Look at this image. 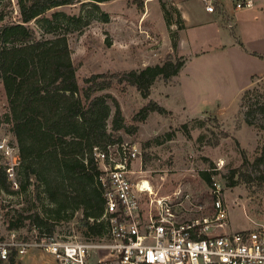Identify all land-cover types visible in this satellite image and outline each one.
Segmentation results:
<instances>
[{
    "label": "rangeland",
    "instance_id": "rangeland-1",
    "mask_svg": "<svg viewBox=\"0 0 264 264\" xmlns=\"http://www.w3.org/2000/svg\"><path fill=\"white\" fill-rule=\"evenodd\" d=\"M1 1L0 10L7 13L8 1ZM85 1L88 0H75L47 13L60 10L82 14L90 21L82 28L70 26L73 29L66 34L81 87L85 86V78L95 73L141 69L163 63L169 55L186 59L178 75L170 80L158 78L147 97L135 85L118 81L98 93L110 94L120 104L126 128L114 134L139 146L141 154L133 164L134 170L143 169L144 176L161 192L182 183L193 192L206 195L210 185L202 178V171H215L212 177L223 183V174L234 169L238 172L245 163L238 172L241 182L225 187L229 229L251 230L264 226V183L251 180L264 168L263 164L255 163L257 157L264 155V127L260 126L262 118L258 112L249 117L247 114L255 107L253 103L264 99V40L254 42L253 31L242 32L240 27L236 37L230 15L221 17L219 27L216 18L219 8L215 2H211L214 11L209 12L204 0H156L154 14L148 19L140 14L148 0L103 2L100 3L103 10H113L110 21L103 22L96 18L98 12L82 3ZM160 1L166 6L164 17L160 8L155 7ZM238 1L232 0V7ZM11 2L15 16L16 0ZM175 5H181L186 13V31L181 29L184 21L179 18ZM254 7L257 6L251 8ZM240 10L235 18L252 12L246 8ZM60 27V33L65 32V26ZM255 43L261 44L258 46L263 50L262 55L251 52ZM150 101H156L166 112L151 111L144 120H134ZM5 110L6 97L0 82V113ZM110 123L111 118L109 127ZM217 139L219 142L214 145ZM22 199L0 191V236L7 237L11 230L9 222L18 213L16 209L36 205L35 201L24 205ZM78 216L79 213L60 221L54 233L82 235L76 225ZM14 230L28 238L40 231L31 229L28 223ZM13 260L14 264H59L55 256L39 248L14 255Z\"/></svg>",
    "mask_w": 264,
    "mask_h": 264
},
{
    "label": "trees",
    "instance_id": "trees-1",
    "mask_svg": "<svg viewBox=\"0 0 264 264\" xmlns=\"http://www.w3.org/2000/svg\"><path fill=\"white\" fill-rule=\"evenodd\" d=\"M7 1L9 11L0 10V82L6 97V110L0 113V123H6L16 138L21 163L19 189L12 188L6 173L0 169V191L23 198L24 205L36 203L31 208L16 209L18 213L8 228L19 229L28 223L31 229L53 234L60 221L79 213L76 225L82 236L100 233L103 223L98 219L104 213L105 199L97 178L99 163L94 147L104 148L120 141L121 137H116L114 132L125 129L126 124L118 101L110 94L98 93L118 81L135 85L147 97L158 78L170 80L178 75L186 59L169 55L163 63L141 69L95 73L86 77L85 86L81 87L66 34L90 21L82 14L60 10L47 14L75 0H16L15 16L11 0ZM108 1L111 0L82 3L98 12V20L109 22L110 13L100 6ZM161 5L166 11L165 3ZM61 24L65 26L63 33L59 31ZM249 93L247 90L246 94ZM253 104L255 107L247 111L248 117L258 112L262 118L260 126L264 127V99ZM151 111L165 113L166 109L150 101L134 120H144ZM218 142L217 139L214 145ZM255 163L264 167V155L257 157ZM214 172H201L208 185ZM238 172L234 169L222 175L225 187L241 182ZM255 179L264 183V168L251 178ZM13 256L10 255L8 263L0 259V264H14Z\"/></svg>",
    "mask_w": 264,
    "mask_h": 264
},
{
    "label": "built area",
    "instance_id": "built-area-1",
    "mask_svg": "<svg viewBox=\"0 0 264 264\" xmlns=\"http://www.w3.org/2000/svg\"><path fill=\"white\" fill-rule=\"evenodd\" d=\"M204 1L213 12L212 3ZM253 5V0H239L236 8ZM140 154L137 143L126 140L94 147L105 199L100 233L38 231L28 238L11 229L0 236V259L39 248L59 264H264V226L229 229L224 183L212 178L206 195L182 183L161 192L143 169L134 170ZM20 163L18 142L0 123V169L14 189L20 187Z\"/></svg>",
    "mask_w": 264,
    "mask_h": 264
},
{
    "label": "crops",
    "instance_id": "crops-1",
    "mask_svg": "<svg viewBox=\"0 0 264 264\" xmlns=\"http://www.w3.org/2000/svg\"><path fill=\"white\" fill-rule=\"evenodd\" d=\"M116 1L117 0H111V1H108L107 3L113 4ZM155 1L156 0H148L145 2V5L142 6V8L140 10V14L142 15V17L144 19H148L151 14H154L155 9L153 6H154ZM231 1L232 0H209V2H213V3L215 2V5L219 8V12L216 14L217 15L216 18L218 20L217 22L219 23L218 24L219 27L221 26V21H220L221 17L224 15L225 16L230 15V16H232L231 24L234 25V32H235L234 35L236 37L238 36L237 32L240 30L239 29V27H240L241 28L240 31H242V32L244 31V29H247L248 32H249V30L251 32L253 31V33L255 35V38L253 39L254 42H261L260 40H264V0H253L254 1L253 6H257V7L246 8V10H252V12H251V14H249V11H247V13L245 15H242L241 18H239L238 16L236 18L234 17V15L240 9L236 8L237 2L235 3V7H232ZM173 4H174V2H173ZM175 6L177 9L179 18L184 21V26H182L181 29H182V31H186L184 28L187 25L186 24V17H185L186 13L183 11V8L181 7V5H175ZM155 7H157V10L160 8L161 13L164 17L165 13H164V9L162 8L161 1L159 3H157V5ZM205 8H206V4H205ZM112 11L113 10L111 9L108 12L112 13ZM213 22L215 23L214 19H213ZM169 28H171L170 23H169ZM224 30H228V29L225 28ZM183 41H184V38H183V35H181V40L179 43L181 47L183 45ZM258 45H261V44L255 43L254 45H252L253 50H251V52L262 55L263 50H261L260 46H258Z\"/></svg>",
    "mask_w": 264,
    "mask_h": 264
}]
</instances>
